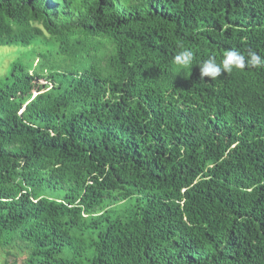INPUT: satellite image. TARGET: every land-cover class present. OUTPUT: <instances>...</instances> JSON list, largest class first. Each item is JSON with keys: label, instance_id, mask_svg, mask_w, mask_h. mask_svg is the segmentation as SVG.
Listing matches in <instances>:
<instances>
[{"label": "trees", "instance_id": "obj_1", "mask_svg": "<svg viewBox=\"0 0 264 264\" xmlns=\"http://www.w3.org/2000/svg\"><path fill=\"white\" fill-rule=\"evenodd\" d=\"M0 45L4 264H264V67L198 65L264 0H0Z\"/></svg>", "mask_w": 264, "mask_h": 264}, {"label": "clouds", "instance_id": "obj_2", "mask_svg": "<svg viewBox=\"0 0 264 264\" xmlns=\"http://www.w3.org/2000/svg\"><path fill=\"white\" fill-rule=\"evenodd\" d=\"M173 59L180 71H184L192 65L194 54L190 49H182ZM198 65L200 66V80H204L205 77L215 80L221 77L223 73L231 74L234 69L243 70L246 67H264V56L252 50H249L247 56H245L233 48L224 52L220 63H217L216 57L213 55Z\"/></svg>", "mask_w": 264, "mask_h": 264}, {"label": "rangeland", "instance_id": "obj_3", "mask_svg": "<svg viewBox=\"0 0 264 264\" xmlns=\"http://www.w3.org/2000/svg\"><path fill=\"white\" fill-rule=\"evenodd\" d=\"M32 59V47L25 45H0V79L10 70V64L14 60L29 63ZM0 248V264H4L5 256ZM23 257L19 256L16 260L21 263ZM11 262L7 263L10 264Z\"/></svg>", "mask_w": 264, "mask_h": 264}]
</instances>
